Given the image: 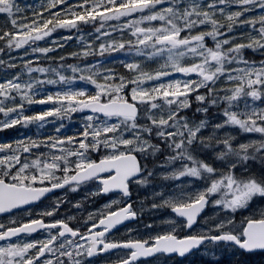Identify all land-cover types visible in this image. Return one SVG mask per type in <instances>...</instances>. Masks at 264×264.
<instances>
[{"label":"snow or ice","instance_id":"snow-or-ice-1","mask_svg":"<svg viewBox=\"0 0 264 264\" xmlns=\"http://www.w3.org/2000/svg\"><path fill=\"white\" fill-rule=\"evenodd\" d=\"M236 4L242 11L229 14L227 19L233 21L241 17L245 12L259 8L261 13L258 17H251L239 23L250 24L259 36H251L259 48H264V0H208L205 5L203 0H78L76 4L69 5L68 0H50L48 6V18L41 14L39 19H34L31 24H19L14 18L15 0H0V14H7L11 19L12 30H0V41H3L9 49H20L30 41H40L50 36L55 28L77 29L79 23L97 21L99 17L100 27L97 33L105 27L107 21L119 20L121 17H133L139 13L138 18L128 20L124 27L132 28V35L136 37L135 42H127L130 49H134L136 55H147L148 59L167 53L164 70L155 74L143 72L138 63H126L124 66L133 73H138L130 78L121 75L115 82V73L108 70L103 75L104 83L98 82L100 77L99 69L93 67L80 68L69 65L73 74L80 73L79 79H87L93 84L97 91L88 94L86 90H75L69 88L67 91H56L49 93L46 97L34 99L39 95L36 85H55L57 83L70 84L75 76L67 77L60 69L27 68L29 73L51 71L59 76L47 80L20 82L19 74L13 79L0 82V97L11 101L12 106H5L4 100H0V112L5 117L9 113H19L15 118L0 121V127H12L21 122H39L38 126L46 123V118L54 113L76 112L89 110L93 114H102L106 119L94 123L96 117L88 115L85 119L88 123L84 126L83 139L78 142L72 137L65 140L58 137H47L43 141L31 140L28 143L17 142L13 148L9 144L0 145V214L10 213L14 209L40 200L46 193L53 189L63 188L65 185L81 183L91 179L98 180L102 185L105 194L110 191H120L124 197L130 195L129 184H146L147 178L141 177L146 165L141 166L136 152L144 157L149 155L155 157L163 151L161 144L165 145L169 154L165 156L168 165L179 163V168H173L171 176L174 179L181 177H192L204 180L207 186L195 193H181L163 204L171 207L173 213L187 220V226L191 227L196 217L208 203L209 197L219 193V199L213 201L217 206L225 210L235 212L246 207L256 196L264 197V180H257L254 177L238 178L235 169L248 159H255L249 154V144H241L239 150L233 147L232 137L225 133L221 138L218 133L221 128L227 126H238L245 132H259L264 134V126L257 124V120L264 121V109L255 108L245 101L244 110L237 111L239 99L250 96L253 100L264 98V91L254 86H264V61L259 66L243 59L242 50L245 47L253 48L252 44L240 43L227 50L224 45H229L231 38L218 39L224 33L219 31V25L215 19V13L219 11L224 14V8L220 5L231 6ZM63 6V7H58ZM162 6V7H161ZM55 9V11H53ZM105 13H110L106 15ZM259 20V28H256V20ZM161 22L159 27L139 25L144 22ZM211 24V30H204L203 26ZM52 25V28H49ZM201 29L200 31H196ZM229 31L232 25H229ZM123 31V29H121ZM37 33L32 35V33ZM186 33L181 35V33ZM195 33V34H194ZM111 35L110 33H102ZM22 35V38H17ZM206 37H210L215 47H208ZM72 37H65L71 39ZM125 48V43L118 45L115 41L100 45V54L105 51H115ZM2 50V49H0ZM33 52L47 54L53 49L33 47ZM257 48H253L256 51ZM88 51L83 53L84 56ZM75 55V54H74ZM186 55L193 57V63L184 66L180 59ZM198 61L197 62V59ZM63 59V58H61ZM243 63L244 67L228 68L226 65L232 63ZM169 66L171 71L168 70ZM89 75L85 77L83 73ZM173 72L181 73L184 76L195 73L199 80L175 79L168 82H160L151 89L141 87L145 80H161L162 77L172 75ZM255 78H252V77ZM224 77L225 82L231 84L239 81L240 86L222 88L219 91L215 85ZM247 80V90L244 88V81ZM131 84L129 102L126 98L125 89ZM207 89L201 94L199 89ZM196 92L195 99L200 105L198 113H207L209 107H219L224 104L221 115L225 119L212 125L214 131L207 137L200 135L208 125L207 117L197 122H189L186 116L180 113L191 106L190 96ZM223 93L221 95L220 93ZM19 97V100H17ZM106 97V100L103 99ZM158 97L163 98V103L155 101ZM84 98V99H78ZM25 102L29 105L38 104H60L61 107L44 110L34 116H22L25 110ZM66 102V104H65ZM138 104H147L143 117L140 114ZM154 109H159V118ZM166 114V115H165ZM116 118L115 123H108V120ZM141 118L150 123L140 124L137 121ZM59 128L57 129V132ZM131 132V137L126 138V133ZM111 134V135H110ZM147 134V135H145ZM155 135L159 143H153L151 137ZM215 144L220 150L216 153V159L223 162L222 169H216L209 165L197 155L203 149H209ZM110 149V154L101 159L99 164L88 159V153L98 151L100 147ZM222 146V147H221ZM44 148L46 152L33 153V149ZM264 150V141L259 143L257 152ZM28 154V155H24ZM23 156V159H22ZM30 162V157H33ZM75 157V159H71ZM234 158V159H233ZM35 169V171H32ZM62 172L63 176L57 175ZM110 173L105 178L101 173ZM114 174H111L113 173ZM220 175L217 176L216 173ZM70 173H74L71 174ZM149 175H152L149 172ZM165 178H168L165 176ZM47 182V183H46ZM73 191L76 188H72ZM94 195L96 193H93ZM161 194L162 193H158ZM122 203L117 199L111 204ZM162 205L154 204L153 207ZM59 207V204L56 206ZM55 209L41 213L42 216H51ZM134 218L131 203L107 214H101L99 223H93L88 227L87 232L73 229L64 221L45 223L42 219H33L29 222L10 221L9 225L0 223V264H84L83 257H91L101 251L123 248L130 249V253L124 254L120 264H136V261L144 256H150L155 252H178L183 256L190 249L202 244L205 240L211 242H231L247 252H264V218L251 219L247 227L243 229L242 235H237L231 230L222 231L226 223L231 220L221 221L216 225L219 234L211 232L190 236L184 240L177 239L172 234H163L155 237V244L146 247L148 241H126L109 242L105 234L111 228L128 218ZM89 215V219H93ZM15 225V226H12ZM100 231L93 229L101 228ZM38 229H57L55 233L49 231V236L43 242H13L14 237L22 234L31 235ZM82 241V243H81ZM103 247L100 248L99 246ZM43 258V259H42ZM91 264V262H89Z\"/></svg>","mask_w":264,"mask_h":264},{"label":"rangeland","instance_id":"rangeland-1","mask_svg":"<svg viewBox=\"0 0 264 264\" xmlns=\"http://www.w3.org/2000/svg\"><path fill=\"white\" fill-rule=\"evenodd\" d=\"M35 2H36L35 0H15V6L16 8L19 9L18 11L14 9V18L17 20V23L24 24V22H21V21L23 20V18H25L26 11L30 10L32 8V5L36 6ZM69 2L71 3L73 2V0H68V3ZM23 3L25 4L24 8L21 7ZM49 3H50V0H42V6L45 8L44 14H42L44 18L48 17V14H45V12H48L47 9H48ZM203 3L206 5L208 3V0H203ZM220 7L224 8V14L222 15L219 11H217L215 14H220V16H223L226 19L229 14H233V11L234 13L236 11H242V8L236 4H233L231 6L220 5ZM53 11H55V9H53ZM260 14H262L261 10L259 8H255L253 11L245 12L239 18L234 17V20L236 22L235 23H233V21L229 22L231 25L233 24L232 30L229 31L228 30L229 26H228L226 27L227 31L223 32L224 35L219 36L221 37V40L231 38L229 47H233L240 43H244L246 45L251 43L253 48H257L256 51H253V48H250V47H245L247 49L242 50L243 59L248 62L250 61L249 59V56L251 55L250 52L264 54V48H259L255 44V41L250 38L251 36L258 37L259 36L258 31H254L250 24H247V23L241 24L239 23V21H244L251 17H258ZM40 15L41 14L33 15L32 17L26 20L39 19ZM139 15L140 14L137 13V14H134L133 17H121L119 20H114L116 21V24L112 22L111 26L108 25V21H107L105 24V27L101 29L99 34L96 31L97 28L89 29L87 31H80V30L75 29L76 33H74V35L73 34L70 35L68 33L69 32L68 29L55 28L52 31L50 36H46L42 40L35 41L34 43L30 41L29 44L24 45L20 49H15V48L9 49L3 41H0V49H2L0 50V63L1 62L6 63V66L0 68V82L13 79L18 74L20 76V82L22 83L27 82L30 79L32 81H37V80H47V79L55 78L58 81L59 76L55 75L51 71L46 72V73H41L38 71L29 73L27 71V68L29 67L25 66L26 65L25 63L29 62V60H32L34 62L41 60V59L44 61H48L50 57H59L62 63L58 64V66H56L55 69L57 68L60 69V71L67 77L75 76V79L70 84L57 83L55 85L44 84L43 86H40L39 84H37L36 89L34 90H38L39 95H36L34 99L38 100L40 98L46 97L49 93L54 94L58 90L67 91L69 90V88L75 89V90H86L88 94L94 95L97 91L96 87L93 84H91L90 81H88L87 79L85 80L79 79L80 73L73 74L71 72V69L67 67L69 65L78 66L82 69L95 66V68L99 69V72L101 74L100 77L98 78V82L100 83H104L103 75H105L108 70H111L114 73H117L118 71H121L120 67H125L124 65L126 63H138L139 64V62L141 61L143 64H146V65L156 64L157 65L156 71L151 74H155L158 71L164 70V66H165L166 59H167V53H164L163 55H160V56H155L152 59H148L147 57L142 58L141 55H136L134 49H130L129 47H127L124 50L117 48V50L115 51H105L104 52L105 54L103 55L100 54V45L102 43L108 44V43H111L112 41H115L114 38L116 36V31L118 35H123L124 37H127L129 40H132L133 42H135L136 37L133 35L130 36L126 33L127 31L129 32V29H132V28H125L123 25H125V23L128 20H132L134 17L138 18ZM146 22L141 23L139 26L141 27ZM6 23L8 24L7 26H6ZM147 23L149 25L156 26V27H159L161 25V22L159 20L151 21ZM0 24H2L3 27H12L13 32L16 31V29L13 28L11 19L7 16V14H0ZM118 24L122 25V27H120ZM259 26H260L259 20L257 19L256 28L258 29ZM117 27H120V29ZM49 28H52V27H49ZM110 28H114L116 29V31L114 30L111 35L102 34V33H105L106 30H107V33H109L108 29ZM121 29H123V31H121ZM66 33H68L69 35L65 36ZM36 34L37 33L35 32L32 33L33 36ZM65 37H72V38L65 39ZM17 38H22V35ZM118 41H120V43L122 42L121 39H118ZM116 44L118 45L119 43L117 42ZM33 47L50 48L53 50L48 52L47 54H44L40 52H33L32 50ZM227 49L228 47L225 48V50ZM65 50H67L68 52L67 56H64ZM85 51H88L89 53H92V54L84 56L83 53ZM71 58L74 60H71ZM193 59L194 58L191 57V55H186L185 57H182L180 59V63L185 66L184 63H187ZM52 66L53 65L45 64V67L38 66V67H31V68L51 69ZM226 67L228 68L244 67V64L242 62L239 64L234 62L232 64L226 65ZM125 70L130 72V74H133L132 76L138 75V73H133L126 67H125ZM168 70L171 71L170 66ZM83 75L87 77L89 73L85 71ZM252 78H255V77L253 76ZM175 79L196 80L195 78L189 75L184 76L181 73L173 72L172 75L167 76V77H162L161 80H151V81L145 80L144 83L141 85V87L145 89H151L154 85L159 84L162 81L166 83L168 81L175 80ZM220 79L222 80L221 83L226 85V87L224 88L234 89L235 87L240 86L239 81H234L231 84H228L225 82L224 77H221ZM245 81L247 82V80ZM127 87H129V90H131V87H133V85L129 84ZM254 87L258 88V90L264 91V86H254ZM220 89L222 88H218V91ZM220 94L223 95L222 92ZM195 96H196V92H193L190 96V97H193L194 105L199 104L196 101ZM78 99H84V98H78ZM103 99H106V97H104ZM0 100H4V98L0 97ZM17 100H19V97H17ZM245 101H247L249 105L255 108L264 109V98L260 100H253L252 97L245 96L236 102L238 104V108L236 109L237 111L242 112L244 110ZM155 102L158 104H162L163 98L158 97ZM4 103H5V106L7 107L12 106L11 101L4 100ZM139 105L142 108H145L148 106L147 104H139ZM206 106L207 105H204V107ZM221 106H222L221 107L222 109L225 107L224 104ZM55 107H61V105L53 104V103H46V104L33 103L29 105L25 102V110L23 111L22 116H27V113L32 110H35L41 113L44 110L53 109ZM153 112L156 113L157 116L160 115L159 109H154ZM18 113H19V109H17V112L9 113L8 117H5L4 113L0 112V121H4L5 119L10 120L12 118H15L18 115ZM181 114L183 116H186L189 122L194 121L197 123L200 120L207 117L209 121V125L204 131L200 133V135L205 136V137L209 136L214 131L212 125L220 123L225 119V117L221 115L220 113H218V111L212 112V114H209V111L206 114L199 113V115L196 117L185 115L184 112H181ZM88 115L90 114L84 112V110L76 111V112L54 113L53 116L46 118L47 122L44 123L43 126H38L39 122H32V123L26 124L25 121L21 118V122L17 124L18 129H16V131L13 130L10 133L7 132L6 135L11 136V139H14L16 141L14 144L11 145L13 148H16L18 141H23L24 143H28L31 140L39 141V137L42 138V141H43L45 138L48 137L47 131H49L50 129H52L53 133L55 134L57 133L58 135L61 134L62 132L69 133L70 129H68L67 131L64 129V127H67L68 125H70V126H76V129L74 130V132L79 131L77 138L74 139L77 141V144L72 145L73 147H78V142L81 139H83L82 133L84 131V126L88 123L85 117H87ZM95 117H96V120H94V123H99L106 119V118H101L98 116H95ZM115 122H116V119L108 120V123H115ZM257 124L260 126H264V121L257 120ZM58 128H59V131L57 132ZM6 129H11V127H0V145H4L3 137L5 138V136L2 135V131ZM225 133H227L229 136L232 137L231 143L233 147L239 150V146L241 144H249L250 145V147L248 148L249 154L257 157L258 159L262 158L261 163L259 162L257 163L253 161L254 159L252 160V158H250L246 162L240 164L235 169V175L238 178L254 177L257 180H264V150H261L259 152L256 151V149L259 147V143L264 141V134L255 132V131L245 132L242 129H240L238 126H227L225 128H221L219 130L218 135L221 138H223ZM16 135L21 136L19 140L18 138H16ZM125 135H126V138H129L131 137L132 134L131 132H129V133H126ZM151 139L153 143H158L156 142L157 139L154 134L151 137ZM64 140L67 144V137H65ZM219 150L220 149L216 147L215 144H213L212 148L203 149L202 151L198 152L197 155L201 157L209 165H212L213 167L219 170L224 167L223 162L216 159V153ZM46 151H49V150H46L44 148L33 149V153L46 152ZM101 151H103V153L105 152V148H103L102 146H101ZM107 154H110V149H107L106 155ZM135 154L139 155L140 153L136 152ZM0 155H3V153H0ZM24 155H28V154H24ZM91 155H92V152L88 153V159L90 161H91ZM32 158H34V156L30 157L29 162ZM22 159H23V156H22ZM71 159L74 160L75 157H72ZM173 168H179V165L170 167L167 170H161L162 172L156 169L154 171H151L152 175H149L150 171H149V167H147L146 173L144 175L147 178V183L143 185L137 184L136 186L132 188V194L134 195V198H133L134 209L136 210L138 216L140 217L139 218L140 220L137 224L133 226L134 228H132L131 230H127L126 232H122L121 237L127 236L129 232H135L136 233L135 236L142 237L144 239L154 238L155 236L162 234L166 230V224L168 221V218L165 215V211L166 209L171 208L169 206H165L163 202L166 199H170L174 196L180 195L181 193H195L197 190H201L207 186L208 182L204 180H200V179H195L192 177L185 176V177H181L180 179L172 178L171 173H172ZM32 171H35V169H32ZM58 174L60 175L62 174L63 176L62 172H59ZM216 175L219 176L220 173L217 172ZM165 176H167L168 178H165ZM152 177L153 179H151ZM169 179H172V181H178V182L174 183L172 186L168 182ZM152 180H157V181L152 182ZM70 193H76V192L69 191V194ZM93 193H96L95 195H97L98 192L96 189L90 192V194L79 192L78 199L74 203V207L76 209L77 207L81 208L82 204L78 205V203L86 201V200L88 201L89 198H92V197L94 198ZM158 193H162V195ZM82 194L84 196L86 195V197L89 196L88 199L81 198ZM209 198L211 200L208 205L207 212L205 216L201 218L195 230V232L199 235H203L209 232H211V234L213 235L219 234L216 231L215 226L220 224L221 221L226 222L228 220H231V223H226L222 231L231 230L235 234L240 235L242 234V230L246 222H248L251 219L259 220V219H262V217H264V197H261V196L254 197L246 207L238 209L235 212H231L230 210H225L222 206H217L213 203V201H215L216 199H219V193ZM114 200H117V199H114ZM114 200H111L106 205H109ZM154 204L162 205V206L153 207ZM106 205H104L105 212H107L112 206L116 204H111V207H106ZM97 211L99 213V210ZM80 213H81L80 210H77V214L80 215ZM178 230H179L178 228H174L173 233H177ZM135 236H132L130 238L133 239ZM202 253H208L209 255L212 256L214 260H217V261L221 259V257L223 258L225 257L228 260H230L231 258L233 261H236L239 258L238 254L234 252L233 249H229L228 246L222 245V244H219L217 246H213L211 245V243L207 244L204 246ZM233 253L235 254V256L232 255ZM203 256H207V255L205 254ZM243 261L246 262L247 264H264V256L259 257V258L254 257L253 259L244 258ZM152 264H160V261H156Z\"/></svg>","mask_w":264,"mask_h":264},{"label":"flooded vegetation","instance_id":"flooded-vegetation-1","mask_svg":"<svg viewBox=\"0 0 264 264\" xmlns=\"http://www.w3.org/2000/svg\"><path fill=\"white\" fill-rule=\"evenodd\" d=\"M118 25L120 27H122V25H120V24H118ZM146 26H152V25H149L146 22L141 27H146ZM126 41L128 42L129 39H126ZM197 62H199V61L197 60ZM193 75H196V74L193 73ZM197 77H199V76H197ZM139 109H140V114L143 117V113L145 110L142 108H139ZM137 122L138 123H144V124L150 123L149 121H147L144 118L139 119ZM74 187L76 188V190L74 191L76 193L69 194V191H73L72 188H74ZM94 189L97 190V192H98L97 195H94V198L93 197L89 198L88 201L86 200L83 208L80 209V212H81L80 215H78L77 209L73 208L70 204L72 203V201H76L78 199V193L79 192H84V193L90 194V192H92ZM71 195H72V199H71ZM88 197L89 196L86 197V195L84 196L83 194L81 196V198H87V199H88ZM114 199L120 200L121 198L119 195H110L108 197L102 196L101 195L100 182L96 179H91L89 182H86L82 185L70 186L67 188L66 191L59 192V193L56 192L52 196L47 197V198L43 199L42 201H39L36 204H32V205H30L24 209L14 211V212H11V213L3 215V216L1 215L0 216V223H3L5 225H9L10 221H13V220L17 221V222H29L33 219H42L45 223L64 221L69 225V227H71L73 229H79L82 232H87L88 227H90L93 223H97V224L99 223V219L101 218V214H107L108 212L114 211L116 209L118 210V208L121 207V204H123V202L112 206L107 212L104 211V205H106L107 203H109L111 200H114ZM57 204H59L58 208L56 207ZM53 209H55L53 215H51V216H47V215L42 216L41 215V213H43L45 211H51ZM97 210H99V213ZM90 214L93 215V217H94L93 219H89ZM168 214H169V212H168ZM166 217L168 218V221L166 224V230L164 231V234H171V233H173L174 228H178L179 230L177 231V233H173V235L174 234L178 235V233H182V232H183V235H185V229H184L185 223L183 220L176 219L171 215L166 216ZM134 225L135 224L127 226L123 230H116L112 233H106L105 239L109 242L138 241L135 239V237L133 239L130 238V237L134 236L135 232H129L127 234V236L121 237L122 232H126L127 230H131L132 228H134L133 227ZM12 226H15V225H12ZM100 230H102V228L93 229V231H100ZM49 231L55 233L57 231V229H51V230H48V229L44 230L43 229V230L36 231V232L32 233L31 235L22 234L21 236L14 237L12 239H13V242H20V243L29 242V241L43 242L44 240H46L48 238ZM185 236H195V234H193V232H191V233H187ZM154 240H155L154 238H150V239L146 240V241H148L147 246H153ZM141 242H143V241H141ZM1 243H6V242H1ZM81 243H82V241H81ZM99 247L102 248L103 246L100 245ZM126 253H130V251L121 250V249H115L113 251H101L98 254L93 255L91 257L85 256V257H83V260H84V264H89V262H91V264H120L122 257ZM158 257L160 258L162 256H158ZM156 258H154L153 260H156ZM141 262H144V261H141ZM141 262H139L138 264H141Z\"/></svg>","mask_w":264,"mask_h":264},{"label":"trees","instance_id":"trees-1","mask_svg":"<svg viewBox=\"0 0 264 264\" xmlns=\"http://www.w3.org/2000/svg\"><path fill=\"white\" fill-rule=\"evenodd\" d=\"M77 2H78V0H73V3L74 4H76ZM233 13H234V11H233ZM33 14L34 13H33V7H32L30 10H27L26 11V15L25 16L29 19L30 17L33 16ZM215 19L217 20V22H218L219 25H222V27L219 28V31L222 32V33L223 32H226L227 31L226 27L229 26V24H230L229 22L230 21L228 19L224 18L223 16H220V15H217V14L215 16ZM30 21H32V20H30ZM89 23H90V21L88 23H86L85 25L83 23H80V25L78 26V28L82 29L83 27H97L98 26L97 22H95L93 24V26H91ZM209 27H212V25H210ZM10 29L12 30V27H3L2 24H0V30H10ZM73 31H75V29H72V32ZM244 49H247V48H244ZM250 53H251V55L249 56V59H250L249 62L254 63L257 66H259L261 64V62L264 61V54L263 53L262 54H254L252 52H250ZM259 62H260V64H257ZM55 64L58 65L59 64V61H57ZM221 81L222 80L219 79L218 80V83L215 85V87H216L217 90H218V88H224V87H226V85L222 84ZM243 86L247 90V82L246 81L244 82V85ZM221 105H223V104H221ZM221 107L222 106L217 107L216 110L218 112L221 111V109H222ZM36 114H39V112L38 111H35V110H32V111L28 112V115L29 116H34ZM70 128H71L70 132L67 133V134H65V135H63L64 137L66 136L67 138L68 137L74 138L76 136V134L78 133V131L74 132V130L76 129V127H71L70 126ZM61 134H63V132ZM61 134H59V135H61ZM56 135H57L56 137H58L60 139L64 138V137L58 136V134H56ZM6 138H8V141L7 142H9V144H14L16 142L14 139L12 140L11 137L5 136V138L3 137V142L4 143H6V140H5ZM104 153L105 154L107 153V149H105V152ZM95 157H96V155H95ZM153 160H151V159H147L145 161L144 160H141V163H142L143 166H145V165L148 166L150 163H152ZM253 161H255L257 163L258 162L261 163L262 158L261 159H258L257 157H255V159ZM228 248L229 249H233V251H235L236 253L240 254L238 252V250H236L235 248H232V247H228ZM203 255H205V254L202 253L201 255H198V256L193 257L192 259L186 261V264H247L246 262L243 261L244 258L245 259H250V258L253 259L254 257H258L259 258V257L264 256L263 254H257V255H244V254H240L241 255V260L238 263V260L233 261L231 258H230V260H231L230 261V260L226 259L225 257L224 258L221 257V259H219L217 261V260H214L212 258V256H210V255H207V254H206L207 256H203ZM232 255H234V253Z\"/></svg>","mask_w":264,"mask_h":264},{"label":"water","instance_id":"water-1","mask_svg":"<svg viewBox=\"0 0 264 264\" xmlns=\"http://www.w3.org/2000/svg\"><path fill=\"white\" fill-rule=\"evenodd\" d=\"M85 110H87V109H85ZM87 111H89V110H87ZM90 112V111H89ZM100 162V161H99ZM99 162H97V164H99ZM102 174H110V173H107V172H105V173H101L100 175H102ZM113 174H114V172H113ZM73 184H75L74 182H73ZM66 186V185H65ZM64 186V187H65ZM63 187V188H64ZM59 189H62V188H57V189H53L52 191H50V192H53V191H55V190H59ZM50 192H48V193H50ZM110 192H118V193H121L122 195H123V193L122 192H120V191H110ZM109 193V192H108ZM108 193H106V194H108ZM103 194H105L104 192H103ZM43 198V197H42ZM125 198H127V197H125ZM25 206V205H24ZM23 207V206H22ZM205 208H206V206L204 207V209L199 213V215L196 217V220H195V222L192 224V226H194V224L196 223V221H197V219L201 216V214L204 212V210H205ZM15 210V209H14ZM171 212H172V210H171ZM173 213V212H172ZM175 214V213H174ZM2 215V214H1ZM177 217H179V218H183L184 220H186V218H184V217H180V216H178L177 214H175ZM135 220V217L134 218H132V217H130V218H128V219H126V220H124V221H122L121 223H119V224H117L115 227H113V228H111L110 229V231H112L113 229H115V228H118V227H121V226H123V225H125L126 223H129V222H131V221H134ZM187 221V220H186ZM191 226V227H192ZM191 227H188L187 226V228H191ZM245 227H247V224H246V226ZM110 231H108V232H110ZM184 240V239H183ZM205 242H208V240H205L203 243H205ZM202 243V244H203ZM224 243H228V244H232V245H235L236 247H238L236 244H234V243H231V242H224ZM202 244H200L199 246H197V247H195V248H192V249H190L188 252H186L183 256H181L178 252H155V253H153L152 255H150V256H146V257H144V256H142V257H140L139 259H141V258H150V257H152V256H154V255H156V254H161V253H166V254H168V255H178L179 257H184V256H186V255H188V254H190L191 252H193V251H195V250H197ZM239 248V247H238ZM240 250H242L243 252H245V253H249V252H247V251H245V250H243V249H241V248H239ZM255 252H261V251H255ZM138 259V260H139Z\"/></svg>","mask_w":264,"mask_h":264}]
</instances>
